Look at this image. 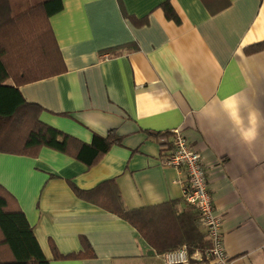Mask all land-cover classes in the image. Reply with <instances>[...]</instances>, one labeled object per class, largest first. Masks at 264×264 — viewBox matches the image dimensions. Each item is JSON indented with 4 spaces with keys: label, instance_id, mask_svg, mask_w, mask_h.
<instances>
[{
    "label": "crops",
    "instance_id": "1",
    "mask_svg": "<svg viewBox=\"0 0 264 264\" xmlns=\"http://www.w3.org/2000/svg\"><path fill=\"white\" fill-rule=\"evenodd\" d=\"M226 1L63 0L50 19L67 72L20 93L43 109L42 123L85 144L121 139L93 167L49 148L37 158L0 153V185L50 264H166L183 230L171 227L159 253L106 209L109 190L85 198L75 189L113 182L128 210L187 213L186 174L163 166L156 136L173 142L177 129L202 155L231 264H264V51L246 52L264 42V0Z\"/></svg>",
    "mask_w": 264,
    "mask_h": 264
},
{
    "label": "trees",
    "instance_id": "2",
    "mask_svg": "<svg viewBox=\"0 0 264 264\" xmlns=\"http://www.w3.org/2000/svg\"><path fill=\"white\" fill-rule=\"evenodd\" d=\"M229 4L227 0L223 8ZM162 7L169 20L180 23L168 2ZM63 9V0H0V153L37 158L43 148H49L93 167L114 145H120L121 139L114 132L105 137L95 134L92 143L85 144L45 125L40 121L43 109L29 104L19 90L24 85L67 72L50 23V19ZM261 51H264V42L246 49L248 54ZM119 54L120 50L109 52L110 57ZM156 136L160 139L163 159L173 148V142L169 141V133ZM115 186L113 182H106L87 193L75 190L85 198L109 190L106 209L128 221L159 253H164L162 245L168 239L173 240L171 227L174 225L183 231L181 237H174L177 243L172 251L184 246L192 255L210 250L208 235L200 233L196 226L200 216L193 207L181 216H177L173 208L131 211L124 206ZM0 264H50L16 198L1 185Z\"/></svg>",
    "mask_w": 264,
    "mask_h": 264
},
{
    "label": "built area",
    "instance_id": "3",
    "mask_svg": "<svg viewBox=\"0 0 264 264\" xmlns=\"http://www.w3.org/2000/svg\"><path fill=\"white\" fill-rule=\"evenodd\" d=\"M173 148L162 159L167 168L183 170L187 177L184 199L200 216V223L206 228L211 248L205 254H190L187 246L164 254L166 264H231L226 253L223 238V218L216 214L213 197L208 188L206 166L202 155L187 141L180 129L174 130Z\"/></svg>",
    "mask_w": 264,
    "mask_h": 264
}]
</instances>
